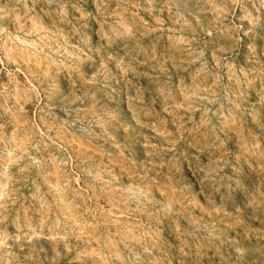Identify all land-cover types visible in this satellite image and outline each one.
<instances>
[{
    "label": "clouds",
    "instance_id": "1",
    "mask_svg": "<svg viewBox=\"0 0 264 264\" xmlns=\"http://www.w3.org/2000/svg\"><path fill=\"white\" fill-rule=\"evenodd\" d=\"M0 264H264V0H0Z\"/></svg>",
    "mask_w": 264,
    "mask_h": 264
},
{
    "label": "rangeland",
    "instance_id": "2",
    "mask_svg": "<svg viewBox=\"0 0 264 264\" xmlns=\"http://www.w3.org/2000/svg\"><path fill=\"white\" fill-rule=\"evenodd\" d=\"M245 172L247 173V169H245ZM22 192H24L25 195H27V192L23 189H21ZM14 229L13 228H9V233L13 232ZM9 243H11V241H9Z\"/></svg>",
    "mask_w": 264,
    "mask_h": 264
}]
</instances>
